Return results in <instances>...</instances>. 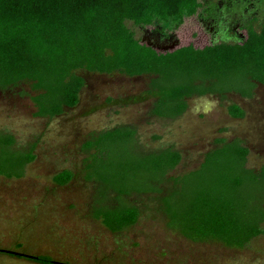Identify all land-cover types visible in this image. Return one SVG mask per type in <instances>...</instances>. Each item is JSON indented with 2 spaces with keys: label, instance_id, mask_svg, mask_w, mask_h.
I'll return each instance as SVG.
<instances>
[{
  "label": "trees",
  "instance_id": "obj_1",
  "mask_svg": "<svg viewBox=\"0 0 264 264\" xmlns=\"http://www.w3.org/2000/svg\"><path fill=\"white\" fill-rule=\"evenodd\" d=\"M204 1L0 0V88L30 82L36 91L31 97L34 115L43 118L78 105L85 82L77 70L150 76L147 92L158 96L153 113L165 118L181 116L185 99L195 94L250 96L257 84L264 85V22L258 31L243 26L241 42L198 47L194 42L181 44L177 35L178 45L166 50L137 38L127 24L172 22L169 29L176 35ZM227 114L243 118L245 111L231 104ZM14 144L12 135L0 132V176L8 179L22 178L36 158L32 150H17ZM84 146L92 150L86 178L120 199L134 192L160 193L167 174L181 161L172 148L137 151L135 131L128 126L101 132ZM248 154L241 140L220 139L196 169L172 178L171 189L161 199L167 227L194 242L217 241L233 248L262 235L264 163L258 170L248 168ZM72 178L67 169L52 176L58 185ZM134 180L139 186L131 190ZM138 215V209L125 202L93 209V217L113 233L132 226ZM7 253L57 264L48 255Z\"/></svg>",
  "mask_w": 264,
  "mask_h": 264
},
{
  "label": "rangeland",
  "instance_id": "obj_2",
  "mask_svg": "<svg viewBox=\"0 0 264 264\" xmlns=\"http://www.w3.org/2000/svg\"><path fill=\"white\" fill-rule=\"evenodd\" d=\"M263 22L264 0H209L185 18L176 37L181 44L194 42L198 47L235 43L243 26L258 31ZM127 24L144 41L151 35L168 45L174 35L169 29L172 22L142 28ZM200 37L203 42L197 43ZM76 74L85 82L78 105L53 118L34 115L31 97L36 91L30 82L0 88V132L14 137L15 149L36 155L22 178L0 176V264H39L7 251L29 257L48 255L57 264H264V233L243 248L217 241L194 242L167 227L161 200L172 187L171 179L196 169L220 139L241 140L249 150L247 167L260 168L264 163V85L257 84L250 96L195 94L185 99L187 108L181 116L165 118L153 113L158 96L147 92L150 76L85 70ZM231 104L240 106L245 116L230 117L227 107ZM125 126L135 131L137 151L148 154L172 148L181 154L160 193L134 192L120 199L86 178L92 153L84 146L86 141ZM66 169L73 173L72 180L65 185L54 183L52 176ZM134 186H139L135 180L129 189ZM123 202L139 211L129 228L113 233L93 217L95 207Z\"/></svg>",
  "mask_w": 264,
  "mask_h": 264
},
{
  "label": "flooded vegetation",
  "instance_id": "obj_3",
  "mask_svg": "<svg viewBox=\"0 0 264 264\" xmlns=\"http://www.w3.org/2000/svg\"><path fill=\"white\" fill-rule=\"evenodd\" d=\"M205 1H209V0H205ZM238 31H239V33L241 35V39L238 42H241V41L244 40L245 34H244L242 28L240 30H238ZM148 34H150V33H148ZM150 37H151V35L149 36V38ZM173 37H174V39H173ZM173 37H172V40H170V42H169L168 45H162L163 44L162 41L160 39H157V37L156 38L155 37H152V38H150L151 40L148 38V40H146L145 42H147L149 45H151V46H153L155 48H158V49H161V50H166V49H169V48H171L173 46L178 45V39H177L176 35H173ZM164 43H165V41H164ZM227 93H229V92H227Z\"/></svg>",
  "mask_w": 264,
  "mask_h": 264
},
{
  "label": "water",
  "instance_id": "obj_4",
  "mask_svg": "<svg viewBox=\"0 0 264 264\" xmlns=\"http://www.w3.org/2000/svg\"><path fill=\"white\" fill-rule=\"evenodd\" d=\"M25 256H28V255H25Z\"/></svg>",
  "mask_w": 264,
  "mask_h": 264
}]
</instances>
